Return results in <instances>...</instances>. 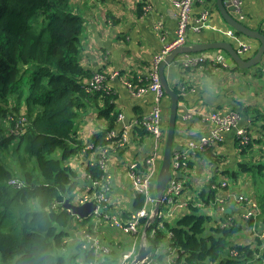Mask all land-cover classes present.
<instances>
[{
    "label": "trees",
    "instance_id": "16d2710c",
    "mask_svg": "<svg viewBox=\"0 0 264 264\" xmlns=\"http://www.w3.org/2000/svg\"><path fill=\"white\" fill-rule=\"evenodd\" d=\"M76 5L75 0H0V264H68L66 238L74 215L64 203L72 201L79 185L70 160L85 146L78 119L95 108L109 119V129L97 135V144L105 143L106 132L118 120L117 113L111 114L113 95L89 89L95 71L82 61L86 16ZM259 64L251 67L258 78H264V65ZM242 110L264 121L260 109ZM255 145L264 152V139L251 133L250 142L239 145V159L231 169L218 146L208 145L196 156L233 180L239 172L250 173L261 186L264 161L247 158ZM187 158L194 166V158ZM89 176L102 179L106 172L96 162L87 166V181ZM12 178L23 181L24 187H13ZM190 186L186 181L183 197L188 205L176 217L157 215L147 230L150 218H142L139 232L145 230L147 241L155 249L176 246L180 251L176 261L185 264H264V187L255 189L262 211L240 220L233 212L216 218L197 205V201L210 203L227 186L211 181L197 190L196 197L186 192ZM144 204L145 196L137 192L134 209ZM245 228L253 229V241L235 243L234 237ZM113 252L102 264L118 263ZM82 255L88 262L95 258L92 251L84 250Z\"/></svg>",
    "mask_w": 264,
    "mask_h": 264
},
{
    "label": "crops",
    "instance_id": "0c3cea01",
    "mask_svg": "<svg viewBox=\"0 0 264 264\" xmlns=\"http://www.w3.org/2000/svg\"><path fill=\"white\" fill-rule=\"evenodd\" d=\"M75 3L81 11L84 10L86 16L82 50L84 66L92 72L102 70L121 73L118 76H110L109 85L112 90L110 93L113 95L111 114L123 113L124 119H116L111 129L121 133L126 125H130L129 136L124 147H114L111 150L105 168L107 175L105 187L115 203V208L119 209L120 217L126 219L130 212L135 210L137 195L127 164L133 159L140 161L146 159L153 151L155 138L145 132L140 124L143 117L152 110L154 94L148 92L139 97L135 96L126 86L124 79L127 76L141 82L148 75L155 55L176 36L178 11L172 0H75ZM228 7L240 22L264 33V0H241L239 9L233 5L232 0H229ZM205 12L208 16L202 29L188 28L186 45L225 40L238 48L241 42L251 43V50L243 53L242 56L248 59L254 56L260 46V41L231 27L222 16L216 0H195L191 11V23L196 24ZM158 23L163 25L161 30H156ZM230 30L236 32L237 38L229 36ZM203 53L225 56L227 64L213 66L211 61H206L200 65L188 67L184 65L188 55L183 53L165 68V75L170 86L180 89L175 147L178 149L185 147L189 139L198 141L200 137L210 132L214 123L205 119L206 114L213 110L226 112L234 107L242 114L241 125L250 129L253 138L264 139V121L259 120L254 112L245 113L242 110V107L246 106L260 109L264 113V78H258L254 74L255 67H239L224 50L210 49ZM260 65H264V57ZM103 104L104 102L101 101L100 106L103 107ZM170 104V98L165 97L162 124L164 131H167L168 127ZM109 125V119L99 109H89L78 119L77 128L81 141L84 145L95 142L97 135L109 129ZM162 148L163 143L160 151ZM220 151L226 155L225 163L228 167L233 168L240 155L235 131L223 133ZM96 156L97 153L90 149L85 153H78L70 160V164L78 172L79 179V185L72 198L73 203H78V198L89 185L86 180L87 161ZM159 158L160 155L157 158L158 169ZM247 158L253 161L259 159L264 161V152L258 151L255 145ZM194 160V166L188 171L179 172L180 178H184L185 182H191L192 186L186 191L187 193L196 197L197 190L211 181L222 184L226 180L227 188L220 189V193L231 191L237 195L253 196L251 192L254 191V187L250 173L239 172L237 179L233 180L211 169L206 159L199 157ZM244 207L243 204L237 202H232L229 206L230 212H233L240 220H243ZM203 209L214 213L216 218L220 219L228 214L222 212L218 206L214 211L211 204ZM180 212L176 210L174 215L168 218L173 219ZM83 225H89L92 234L115 251L113 256L117 257L118 263L123 262L124 255L132 246H135L138 252L142 245L150 244L143 237L145 230L134 235L121 231L102 218L93 216L85 222H80L75 218L72 226L68 228L70 234L66 238L65 254L68 264H89L82 255L84 250L79 243L80 228ZM253 239L254 236L249 233L248 228H245L234 237V242L248 243ZM169 246L154 248L150 254L153 257L150 264H169L173 259L172 255L166 251Z\"/></svg>",
    "mask_w": 264,
    "mask_h": 264
},
{
    "label": "built area",
    "instance_id": "2783aa9c",
    "mask_svg": "<svg viewBox=\"0 0 264 264\" xmlns=\"http://www.w3.org/2000/svg\"><path fill=\"white\" fill-rule=\"evenodd\" d=\"M175 8L178 11V27L176 36L174 39L166 43L162 50L155 55L152 63V67L148 72V75L141 80H132V77L125 76V84L130 90V92L135 96L145 95L148 92L154 94V105L152 110L146 114L141 120L140 124L143 129L148 131L155 138V146L150 155L144 160L133 159L128 162V172L133 183V187L136 192L143 194L145 196V204L143 207L133 210L130 212L128 218L123 219L119 215V209L115 208V203L109 196L107 187H105L106 176L102 179H92L90 176L88 182L89 186L85 188L81 196L78 198L77 205L84 204L86 202H93L96 207L92 213L86 217H82L78 214H73V219L77 218L80 222H85L89 217L102 218L107 222L112 223L114 226L119 228L125 233H130L136 235L139 231H142L144 225L142 224V218L149 217L155 218L157 215H164L166 217H172L176 210H184L188 201L183 197V192L185 189V179L180 178L179 172L188 171L190 166L188 164V155L191 158L197 159V151H203L208 145L218 146L221 150V145L223 142V133L228 131H235L238 144H247L251 140V131L249 128L241 125L243 119L242 114L236 110L230 109L226 112L213 110L209 114L205 115V119L213 121L214 125L210 129V132L203 135L195 141L189 139L184 149L177 148L172 155V171L173 177L169 182L167 188L160 197V205L158 211L156 212L158 196L154 194V184L153 179L158 173L157 158L159 157L161 151L160 146L165 144L167 131L163 130V101L166 97L163 85L161 83L159 75V64L160 62L169 54L173 49L186 45L187 43V31L188 28L193 27L195 30H200L204 27L205 21L207 19L208 13L205 12L198 19L196 24L191 23V11L195 0H172ZM233 5L239 9L241 0H232ZM163 27L162 23L156 25V30H161ZM229 36L237 38L236 32L230 30L228 32ZM252 48L251 43L241 42L237 51L243 55V53L250 51ZM188 55L185 66L192 67L200 65L201 62L207 59V56L203 52ZM210 59L214 63L221 65H226V58L220 54L213 55ZM121 75L119 71H96L90 82L89 89L91 90H104L107 92H112L111 86L109 85L110 76ZM147 80V81H146ZM120 120L124 119V114L120 113L118 115ZM130 125H126L121 133H117L113 129H110L105 134L104 144H96L95 142H89L85 144L80 152H87L88 150H93L97 153L96 158H90L87 161V166L100 163L105 169L107 165V160L111 155V150L115 148L124 147L129 136ZM184 150L185 152L181 151ZM144 167L145 169L141 168ZM9 183L15 188L24 187L23 181L12 178ZM223 186H227V181L224 180ZM91 187L100 188V190L91 191ZM220 191V190H219ZM72 202V201H71ZM232 202H237L243 204L245 207V212L242 218L249 219L252 216H256L260 213V207L253 196H246L243 194L237 195L235 192L226 191L224 193H218L214 200L210 203H204L197 201V205L206 208L207 206L216 205L218 208L226 213L230 212L229 206ZM202 208V209H203ZM72 212L71 209L68 208ZM205 211V209H204ZM206 212V211H205ZM210 212V211H208ZM212 213V212H211ZM73 222V220H72ZM72 226V223H71ZM81 236L79 243L83 250L92 251L95 258L89 261V264H102L105 256L110 254L112 248L109 245L102 243L98 238H96L89 229V225H83L81 228ZM156 229L154 228L151 235H154ZM144 231V238L147 240V235ZM261 235H264V231ZM158 249V248H157ZM173 257L169 264H185L184 262L176 261L180 257V251L176 246H169L166 250ZM176 253V256H174ZM137 254V249L132 246L123 257V262L127 264H132L135 256ZM153 260L152 256H148L141 264H150ZM115 263V264H124Z\"/></svg>",
    "mask_w": 264,
    "mask_h": 264
},
{
    "label": "water",
    "instance_id": "95a60500",
    "mask_svg": "<svg viewBox=\"0 0 264 264\" xmlns=\"http://www.w3.org/2000/svg\"><path fill=\"white\" fill-rule=\"evenodd\" d=\"M217 6L226 20V22L233 27L236 31L243 33L244 35L257 39L260 41V46L258 50L251 58H246L242 56L237 51V48L228 41H212V42H199L194 43L192 45H183L173 49L159 64V75L161 79V83L163 85L165 93L169 96L171 104H170V116L168 120V127L166 133V139L164 147L160 153V166L158 173L155 179V188L158 196V202L156 207V212L158 211L160 205V197L163 192L167 188L169 182L173 177L172 171V151L175 146V136H176V123L177 116L179 110V94L170 86L166 75L165 68L168 64H170L179 54H195L204 51H208L210 49H220L226 51L230 57L237 63V65L241 68H248L251 66H255L262 62L264 57V33L259 30L252 29L251 27L245 25L240 22L234 14L230 11L228 7L229 0H216ZM64 206L72 210L73 214H78L82 217H86L92 213L95 209L96 205L93 202H86L84 204L77 205L68 199L65 201ZM154 218H150L147 225L145 226V230H147L149 223L152 222ZM154 246L153 244L142 245L132 264H141L143 260H145L152 252Z\"/></svg>",
    "mask_w": 264,
    "mask_h": 264
},
{
    "label": "rangeland",
    "instance_id": "374dc122",
    "mask_svg": "<svg viewBox=\"0 0 264 264\" xmlns=\"http://www.w3.org/2000/svg\"><path fill=\"white\" fill-rule=\"evenodd\" d=\"M35 21H38V22H41V20L40 19H38L37 17L35 18ZM205 55V54H204ZM207 56V59H205V61H211L212 63H213V61L210 59V57H214L213 55H211V54H209V55H206ZM204 62V61H203ZM203 62H201L200 64H202ZM255 161H257V160H255ZM252 183H253V187H254V191H252L251 193H253V198L257 201V203H259L258 201V199H257V194H256V191H255V189H258L259 187H264L263 185H264V182H262L261 183V186H260V184L256 181V180H252ZM263 191H264V189H263ZM203 208V207H202ZM212 209L214 210V211H216L217 210V206L216 205H212ZM203 211H204V209H203ZM262 211V209L260 208V212ZM206 212H208V211H206ZM208 213H211V212H208ZM227 213H229V212H227ZM212 214H214V213H212ZM247 230V229H246ZM78 231H79V229H78ZM248 231H249V233L252 235V236H254L255 237V233L253 232V229L252 228H248Z\"/></svg>",
    "mask_w": 264,
    "mask_h": 264
}]
</instances>
